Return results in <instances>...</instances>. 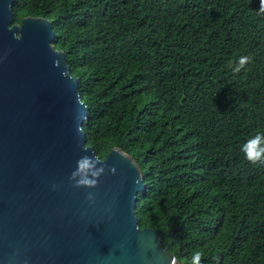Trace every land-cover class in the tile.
I'll list each match as a JSON object with an SVG mask.
<instances>
[{
	"label": "trees",
	"instance_id": "1",
	"mask_svg": "<svg viewBox=\"0 0 264 264\" xmlns=\"http://www.w3.org/2000/svg\"><path fill=\"white\" fill-rule=\"evenodd\" d=\"M260 0H16L15 22L52 19L88 106L87 145L143 169L136 214L181 264H264V164L242 145L264 132ZM241 56L251 63L240 73Z\"/></svg>",
	"mask_w": 264,
	"mask_h": 264
},
{
	"label": "water",
	"instance_id": "2",
	"mask_svg": "<svg viewBox=\"0 0 264 264\" xmlns=\"http://www.w3.org/2000/svg\"><path fill=\"white\" fill-rule=\"evenodd\" d=\"M15 1L0 0V264H181L139 224L140 164L118 146L101 158L86 144L88 106L52 19L15 22ZM93 153L115 172L74 187L77 160Z\"/></svg>",
	"mask_w": 264,
	"mask_h": 264
},
{
	"label": "clouds",
	"instance_id": "3",
	"mask_svg": "<svg viewBox=\"0 0 264 264\" xmlns=\"http://www.w3.org/2000/svg\"><path fill=\"white\" fill-rule=\"evenodd\" d=\"M259 11L264 13V0H260ZM54 30V28H53ZM15 39H20L14 34ZM251 63V58L248 56H241L235 66L232 67L233 73H240L245 66ZM80 92V90H79ZM81 96V93H80ZM82 99V98H81ZM83 101V100H82ZM87 147L83 145V150L87 152ZM245 155V159L253 164H264V132H257L254 136L250 137L241 148ZM108 168L109 171L115 172L114 167H109L106 161H102L94 153L89 156L87 154L81 156L77 160V167L72 171L69 180L74 182V187H86L95 188L99 183V177L105 173V169ZM59 185H53V189L58 188ZM87 199L89 201H94L95 197L92 192L87 193ZM203 252L196 250L193 252L190 264H201L203 259ZM171 264H177L176 259L172 258Z\"/></svg>",
	"mask_w": 264,
	"mask_h": 264
}]
</instances>
